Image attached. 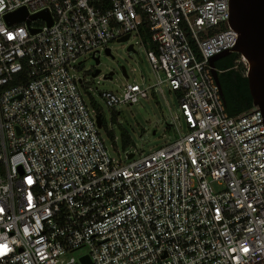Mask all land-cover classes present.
<instances>
[{"label":"built area","instance_id":"obj_1","mask_svg":"<svg viewBox=\"0 0 264 264\" xmlns=\"http://www.w3.org/2000/svg\"><path fill=\"white\" fill-rule=\"evenodd\" d=\"M20 8L52 23H8ZM229 18L230 0H0V264H264V115L229 114L211 66ZM127 34L155 81L103 96L167 87L186 130L123 162L75 71Z\"/></svg>","mask_w":264,"mask_h":264},{"label":"rangeland","instance_id":"obj_2","mask_svg":"<svg viewBox=\"0 0 264 264\" xmlns=\"http://www.w3.org/2000/svg\"><path fill=\"white\" fill-rule=\"evenodd\" d=\"M130 42L135 43V50H128ZM111 55L100 52V63L90 55L79 57L81 62L76 73L83 79L82 92L87 100L94 101L102 112V132L106 135L111 154L118 160L129 162L126 150L136 151V156L145 155L152 150L162 147L176 136L175 124L186 130L185 119L180 116V103L174 91L164 88V94L158 89H152L149 98H140L138 102L121 103L110 106L103 96V92H112L119 95L126 83L137 82L149 85L155 81L150 62L147 59L145 46L139 38L133 37L130 41H111L109 43ZM125 67L128 77L123 74ZM96 68L101 72L93 76ZM113 71L111 78H104L105 74ZM113 130L116 136V146L107 136V131ZM121 131H126L132 138V143L124 149L121 145ZM155 131V133H154Z\"/></svg>","mask_w":264,"mask_h":264},{"label":"water","instance_id":"obj_3","mask_svg":"<svg viewBox=\"0 0 264 264\" xmlns=\"http://www.w3.org/2000/svg\"><path fill=\"white\" fill-rule=\"evenodd\" d=\"M28 12L25 8H20L6 15L8 23H15L26 20L30 23V18H35L38 15L48 17L49 23L52 19L47 11H42L38 14L31 15L27 18ZM229 25L235 29L238 34L237 43L233 48L221 51L211 57V66L215 79L219 85L220 92L223 96L224 92L219 79L216 61L224 56L236 52L241 54L247 60L246 75L249 82V89L253 99V105L258 106L264 115V0H230V18ZM33 32L36 29H32ZM129 38V34L123 36L118 41L124 42ZM128 50H135L132 44L127 47ZM105 53L111 55L110 48H106ZM96 63H100V57H95ZM123 74L128 77V73L122 66ZM101 69L96 68L92 73L93 76L98 75ZM113 71L104 75V78H111ZM81 81V79H80ZM97 123L99 127L103 126V118L100 114L97 115ZM155 133V131H154ZM129 156H133L130 153Z\"/></svg>","mask_w":264,"mask_h":264},{"label":"trees","instance_id":"obj_4","mask_svg":"<svg viewBox=\"0 0 264 264\" xmlns=\"http://www.w3.org/2000/svg\"><path fill=\"white\" fill-rule=\"evenodd\" d=\"M141 31L145 38H148L149 33L147 30V22L143 23ZM239 57L240 55L238 53L232 52L229 55L228 60L222 58L216 61L217 68L225 70L220 72L219 75L222 76V89L226 100L225 107L231 115L238 114L253 106L246 68L242 64H237ZM236 65L237 67H235ZM93 105L99 110L94 101ZM107 136L113 143V146H116V136L113 130H108ZM120 139L121 145L124 149L132 143V138L126 131H121Z\"/></svg>","mask_w":264,"mask_h":264},{"label":"flooded vegetation","instance_id":"obj_5","mask_svg":"<svg viewBox=\"0 0 264 264\" xmlns=\"http://www.w3.org/2000/svg\"><path fill=\"white\" fill-rule=\"evenodd\" d=\"M230 55V54H229ZM229 55H227V56H224V57H222V58H225V60H228V57H229ZM222 58H220V59H222ZM219 60V59H218ZM221 75H219V79H220V82H221V86L223 85V83H222V80H221Z\"/></svg>","mask_w":264,"mask_h":264}]
</instances>
